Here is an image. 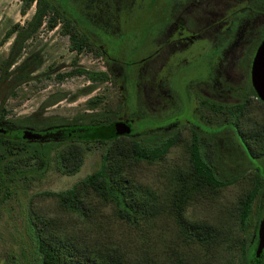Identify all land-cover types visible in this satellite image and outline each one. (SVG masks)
Masks as SVG:
<instances>
[{"label":"rangeland","instance_id":"374dc122","mask_svg":"<svg viewBox=\"0 0 264 264\" xmlns=\"http://www.w3.org/2000/svg\"><path fill=\"white\" fill-rule=\"evenodd\" d=\"M20 8V0H0V60L7 54L12 39L10 36L7 40H1L5 29L13 21L22 22L29 17L33 12L34 3L27 5L24 12ZM95 10L97 22L107 34V41L97 44L99 52L72 48L69 38L58 25L53 28L41 25L34 35L26 39L17 62L30 54L38 58L39 64L32 71L31 77L20 80L19 83L15 79L17 64L10 65L7 70L8 76L0 82V103L5 106L7 117H12L13 120H28L27 127L31 130L43 127L55 119L73 122L76 114L91 110L86 107L85 101L94 94L103 95L96 108L122 103L119 110L121 119L137 117L138 110L134 102L122 100L119 82L115 84L110 79L97 80L91 90L82 91V87L91 82L84 74L70 73L61 79H57L56 74L68 70L73 65L106 70L108 66L104 62V57L114 59L113 61L119 59L117 63L132 59L135 64L128 63L129 71L133 74L139 72L142 66L140 58L146 52L139 38L140 29L147 26L161 27L165 10L164 0H97ZM151 31L152 28H149L147 36ZM159 31L156 30V33ZM111 67L115 71L120 69L116 64ZM140 78V74L136 75L137 80L140 81ZM173 86L172 84V88ZM56 92H61L64 96L53 104H45V98ZM151 124H146L143 128L155 131ZM8 125L10 130L16 127L11 123ZM136 125L137 128H141L142 122L137 120ZM141 135H144L142 128L137 130L136 138L144 143L146 140L141 139L139 137ZM167 135L169 134L152 139L151 143L161 138L166 139ZM183 135L184 132L182 135L174 136V141L159 160L143 162L137 158H130L128 165L122 168L121 172L134 181H142V184L138 185L151 193L155 194L162 185L163 190L171 191L175 188L176 171L185 170L188 161V140H185ZM234 139L237 140V137ZM68 142L70 141H61L52 145L50 164L41 173L30 178L16 173L13 180H7L5 183L0 179V264L17 263L29 255L30 238L27 224L30 208L40 215L47 214L49 217L56 215L66 228L80 230L84 227L83 220L73 219L71 212L59 209L62 207L56 199L42 191L68 188L86 174L99 168L104 159L103 152L108 150L110 142L99 144L81 141L83 154L78 169L72 173H62L55 167L56 150ZM129 142L130 140L126 145ZM247 179L239 178L220 186L201 187L197 189L194 197H189L191 200L185 207L188 219L204 220L208 209L220 211V215L224 217L226 225L223 229L215 225L216 215L212 220L219 234L217 241L212 232L210 240L205 242L181 234L175 219L164 213L160 217L156 214L154 217L141 219L138 223L129 225V222L115 217L113 202L102 198L92 187L87 188L86 202L88 201V206L95 214L91 217V224L88 227L91 229L92 226H97L99 230L89 231L87 227L86 230L91 235L95 233L99 236L100 241L96 240L95 243L98 252L113 254L108 252L113 250L124 254L128 257L127 260L143 258L159 264H240L241 258L237 252L240 244L238 211L248 189ZM159 205L162 207L164 203L161 202ZM167 207L166 205L164 208ZM147 229L148 234L145 235L144 231ZM136 241H142L138 252ZM130 246L133 250H130Z\"/></svg>","mask_w":264,"mask_h":264},{"label":"trees","instance_id":"16d2710c","mask_svg":"<svg viewBox=\"0 0 264 264\" xmlns=\"http://www.w3.org/2000/svg\"><path fill=\"white\" fill-rule=\"evenodd\" d=\"M20 1L22 12L31 3H34V9L24 21H13L5 29L1 40H7L10 36H12V39L7 54L0 60V82L8 76L7 70L13 63L17 64L16 67L18 68L15 76L17 83L32 76V71L38 67V58L29 54L20 62H17V60L26 39L34 35L41 25L46 28H53L58 25L69 38L70 46L76 50L90 49L99 52L89 35L80 29V25L86 28H90L91 25L87 15L79 10L82 2L86 0ZM251 25L255 27L251 28L252 31L249 34V44L245 58L246 66L250 62V74L253 57L264 38V19L257 20L255 24L252 23ZM92 34L99 38V34ZM118 70L120 71L118 72ZM70 73L84 74L91 80L90 83L82 87V91L91 90L97 80L110 79L115 84L120 80L122 100L133 101L139 112L137 111L134 122L129 119H121L119 110L122 103L121 105L119 103L115 106L107 105L96 108L103 99V95L94 94L87 97L85 101L86 107L91 110L79 112L73 122L68 123L67 120L55 119L45 124V126L61 125L57 130L60 131L59 134H62V136L57 135V132H51L50 134L47 133L50 135L49 138L37 140L26 138L20 133V130L28 125V120H13L12 117H7L5 106L0 103V127L4 129L0 130V179L3 183L7 180H13L16 173L27 178L41 173L50 164V152L53 144L70 141L56 150L55 167L59 172L72 173L78 169L81 163L83 154L81 141H93L99 144L110 142L107 146L108 150L103 152L104 159L99 168L86 174L68 188L42 191V193L50 194L56 199L59 206L62 207L59 209L71 212L73 219L83 220L84 227L80 230L66 228L62 224V220L56 215L53 217H49L47 214L40 215L30 208L27 224L30 238L29 255L13 264H159L143 258L135 261L127 260L128 257L124 254L121 255L113 250H108L113 254L97 251L95 243L96 240L100 241L99 236L93 233L98 237L97 239L94 235L87 233L86 230V227L89 231L99 230L97 226H92V230L88 227L91 224V217L95 214L88 206V201L86 202L87 188L91 187L102 198L111 200L114 204L115 217L121 221L129 222V225L138 223L141 219L154 217L156 214L160 217L164 213L175 219L181 234L199 242H205L210 240L212 232L215 241H217L219 234L215 225L219 229H223L226 225L220 211L208 209L207 217L204 220L195 221L188 219L185 207L191 200L190 198L195 196L197 189L209 187L210 185L228 184L235 177L227 174L225 169L220 170L218 177L212 175L210 166L200 156L194 135H192V142L188 147L186 169L176 171L175 188L171 191L163 190L162 185L155 194L151 193L138 185L142 184V181H134L121 172L122 168L128 165L130 158H137L138 161L142 160L143 162L159 160L166 148L173 142L172 139L161 138L152 144V139L160 138L164 136V133L156 130L151 132L149 129L143 128L146 124L149 125L155 122L154 120L157 118L162 117L164 110L161 99L148 94V80L150 78L148 72L144 73L143 78H140L139 84H135V78L131 76L126 67L115 71L112 67H107L106 70H95L73 65L66 71L58 72L56 78L61 79L64 75ZM149 82L151 81L149 80ZM252 85L251 81V91L255 93ZM143 90H146L147 93ZM63 96L64 94L61 92L53 93L45 98L44 103L53 104ZM261 110L263 116L264 108H261ZM137 120L142 122L141 128L144 135L139 137L146 140L144 143L139 142L136 138L137 130L141 129L137 128ZM116 121L122 122L123 130L121 132H115L113 129V124ZM8 123L16 127L10 130ZM68 131H71V133L69 134ZM253 131L258 132V128L254 125L251 133ZM128 140L130 142L126 145ZM258 146L256 145L255 148H258ZM163 182L162 179L161 183ZM158 196L164 199H160ZM252 196L253 194L250 193L246 201L245 199L241 200L238 211L237 225L240 233V244L237 247V252L238 257L241 258L240 264H249L250 259L248 236L251 228ZM161 202L164 203L162 207L159 205ZM166 205L168 207L164 208ZM213 217L216 220L215 225L212 223ZM144 234H148V229L144 231ZM141 242H135L137 252ZM129 248L133 250L132 246Z\"/></svg>","mask_w":264,"mask_h":264},{"label":"flooded vegetation","instance_id":"af4514ba","mask_svg":"<svg viewBox=\"0 0 264 264\" xmlns=\"http://www.w3.org/2000/svg\"><path fill=\"white\" fill-rule=\"evenodd\" d=\"M96 4L97 0L82 2L79 10L91 25H80V29L100 50L97 44L105 43L107 34L97 22ZM164 8L161 27L140 29L139 38L146 52L140 58L139 72L129 71L128 63L135 62L132 59L117 63L119 59L104 57V62L108 67H126L135 84L140 82L136 75L143 78L148 72V94L160 98L164 109L162 117L151 124L156 131L169 134L167 138L173 141L175 135L184 132L188 147L194 135L200 156L214 177L225 169L235 177L232 182L248 178L243 199L253 194L249 264H263L264 99L254 85L255 93L251 91L250 62L246 66L245 58L249 34L255 27L251 24L264 19V0H164ZM149 28L151 36H147ZM177 30L180 32L175 33ZM92 33L99 34V38ZM253 125L258 132L251 133ZM60 127H39L36 131L43 132V136L32 139L49 138L51 132L62 136L57 130Z\"/></svg>","mask_w":264,"mask_h":264},{"label":"water","instance_id":"95a60500","mask_svg":"<svg viewBox=\"0 0 264 264\" xmlns=\"http://www.w3.org/2000/svg\"><path fill=\"white\" fill-rule=\"evenodd\" d=\"M251 77L256 91L258 92L259 96L264 99V38L261 40L253 57L251 64ZM2 129L3 128L0 127V130ZM113 129L115 132H121L123 130L122 122L116 121L113 124ZM20 133L29 139L40 138L43 136V132L31 130L30 127L21 129Z\"/></svg>","mask_w":264,"mask_h":264}]
</instances>
